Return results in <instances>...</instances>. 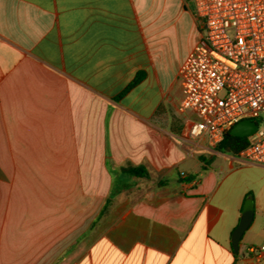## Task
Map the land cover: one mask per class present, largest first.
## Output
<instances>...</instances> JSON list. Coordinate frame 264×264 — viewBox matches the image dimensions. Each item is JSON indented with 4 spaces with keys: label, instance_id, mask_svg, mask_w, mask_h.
Segmentation results:
<instances>
[{
    "label": "crops",
    "instance_id": "crops-1",
    "mask_svg": "<svg viewBox=\"0 0 264 264\" xmlns=\"http://www.w3.org/2000/svg\"><path fill=\"white\" fill-rule=\"evenodd\" d=\"M200 38L194 0H0V264H264V167L187 138Z\"/></svg>",
    "mask_w": 264,
    "mask_h": 264
},
{
    "label": "built area",
    "instance_id": "built-area-1",
    "mask_svg": "<svg viewBox=\"0 0 264 264\" xmlns=\"http://www.w3.org/2000/svg\"><path fill=\"white\" fill-rule=\"evenodd\" d=\"M194 6L201 38L178 72L179 109L196 116L187 138L218 145L235 124L252 120L257 128L238 157L264 167V0H194Z\"/></svg>",
    "mask_w": 264,
    "mask_h": 264
},
{
    "label": "water",
    "instance_id": "water-1",
    "mask_svg": "<svg viewBox=\"0 0 264 264\" xmlns=\"http://www.w3.org/2000/svg\"><path fill=\"white\" fill-rule=\"evenodd\" d=\"M256 128H257L256 122L249 119L242 120L239 123L235 124L230 129V134L238 137H249L255 132ZM252 219H253V210L252 207L250 206L247 209H245L241 217L240 223L233 233L232 247L234 251L238 250L239 242L244 232L248 229L249 225L251 224Z\"/></svg>",
    "mask_w": 264,
    "mask_h": 264
},
{
    "label": "trees",
    "instance_id": "trees-1",
    "mask_svg": "<svg viewBox=\"0 0 264 264\" xmlns=\"http://www.w3.org/2000/svg\"><path fill=\"white\" fill-rule=\"evenodd\" d=\"M248 140V137H238L231 135L229 130L226 132L224 139L218 144V148L223 152L238 156L239 153L247 146ZM126 170L138 176L148 177V172L142 167Z\"/></svg>",
    "mask_w": 264,
    "mask_h": 264
},
{
    "label": "rangeland",
    "instance_id": "rangeland-1",
    "mask_svg": "<svg viewBox=\"0 0 264 264\" xmlns=\"http://www.w3.org/2000/svg\"><path fill=\"white\" fill-rule=\"evenodd\" d=\"M187 43L179 37L168 36V40L165 42L163 48V57L164 62L170 67L174 68V65L178 62L179 58L183 54L184 49L186 48Z\"/></svg>",
    "mask_w": 264,
    "mask_h": 264
}]
</instances>
